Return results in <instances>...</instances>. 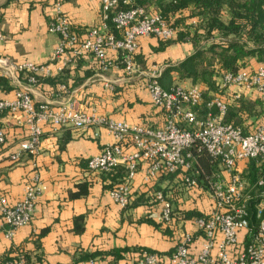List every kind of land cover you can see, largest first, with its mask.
Returning a JSON list of instances; mask_svg holds the SVG:
<instances>
[{
	"label": "crops",
	"instance_id": "0c3cea01",
	"mask_svg": "<svg viewBox=\"0 0 264 264\" xmlns=\"http://www.w3.org/2000/svg\"><path fill=\"white\" fill-rule=\"evenodd\" d=\"M55 2L0 0V36L3 38L0 58L7 59L12 65L31 63L46 67L48 74H41L39 78L60 77L62 71L66 93L59 92L62 85L39 83L29 86L22 81L23 76H17L18 81L15 78L8 80L10 91L0 89V100L13 101L15 94L24 90L36 104L55 106L74 98L80 109L87 112L94 111L99 116L129 125L162 128L165 114L152 105L144 76L163 72L168 64H178L192 54L191 45H170L157 52L153 51L159 45L157 40L141 38L136 57L140 74L131 77L125 75L116 60L117 54L111 51L107 52V57L112 66L101 74L91 56L74 58L69 50L52 62L59 37L48 33L47 29L54 16ZM60 6L70 29L81 39L88 30L101 25L100 0H64ZM191 85L189 81L179 83L182 88ZM0 131L4 133V144L0 145V194L13 206L22 199L26 185L33 178L36 177L41 185L29 225L18 228L7 238V226L0 218V262L82 264L91 256L103 254V258H96L98 264H136L139 248L161 253V264L166 262L169 257L166 254L176 246L178 233L172 228L169 229L172 234L164 236L159 229L141 221L151 219L159 223L160 206L152 201V194L160 187L170 188L171 182L167 178L160 176L156 182L145 184L146 165L140 164L130 185V205L122 210L109 195L121 181H108L106 177L110 174L101 175L87 169L90 158L114 143L104 129L91 127L78 131L66 127L51 131L44 127L38 154H22L16 163H11L9 157L19 152L20 144L26 140L22 120L0 113ZM85 182L90 184L87 195L72 198L71 193ZM135 202L139 204L133 206ZM76 218L80 220L77 223ZM175 226L181 233L192 235L191 252L196 254L202 238L192 221H180ZM75 229H82V232L77 234ZM124 249L130 251L123 252L121 258L114 261L111 252Z\"/></svg>",
	"mask_w": 264,
	"mask_h": 264
},
{
	"label": "built area",
	"instance_id": "2783aa9c",
	"mask_svg": "<svg viewBox=\"0 0 264 264\" xmlns=\"http://www.w3.org/2000/svg\"><path fill=\"white\" fill-rule=\"evenodd\" d=\"M61 2L56 0L54 16L47 29L48 33L59 37L52 62L69 50L74 58L91 56L101 74L112 66L107 57V52L111 51L117 54L116 60L125 75L131 77L140 74L135 56L141 38L166 42L175 36L174 30L157 13L149 15L138 7L115 12L117 0H100V27L88 30L79 40L70 29L61 10ZM130 3L131 0L123 1V4ZM108 20L113 24L115 33H109ZM2 39L0 36V41ZM0 69L5 79L15 78L18 81L17 76H23L29 86H36V78L48 74L44 66L31 63L12 65L5 58H0ZM161 73L151 72L144 76L145 89L152 105L165 114L164 125L159 129L129 125L99 116L94 111L87 112L80 109L74 98L55 106L50 103L36 104L24 90L18 91L13 101L0 100V113L21 119L26 131V140L20 144L19 152L10 155V162L16 163L22 154H38L44 127L51 131L66 127L78 131L102 128L112 136L114 143L106 145L98 156L90 158L87 169L101 175L111 174L118 168L125 171L126 178L111 189L109 195L119 208L126 210L130 205V185L140 164L146 165L145 184L154 183L163 175L179 174L186 190L201 192L196 177L203 175V171L197 167L194 153L203 152L218 164L222 173L215 176L214 182L207 178L204 182L211 205L205 219L192 220L193 227L202 238L196 254L191 252L194 243L192 235L181 233L180 228L175 227L172 204L164 192L159 190L152 194V201L160 206V222L178 233L176 246L164 264H264V121L254 133L243 135L239 128L223 123L226 107L217 99L209 103L207 113L199 116L196 107L202 101L200 89L193 86L164 91L157 81ZM221 88L254 92L264 102V67L259 66L253 74H226ZM59 92L66 93V88L60 86ZM239 96L240 93H237L235 98ZM3 144L4 133L0 131V145ZM250 162L263 167L256 184L259 191L255 197L259 205L255 208L258 222L254 229H250L248 221L247 202L250 197L246 191L249 186L241 177L244 167ZM40 186L37 178H33L26 185L22 199L13 206L0 194V218L7 226V238L12 237L18 228L30 224ZM137 255L139 261L136 264L162 262L153 253L141 252ZM0 264L28 263L11 260ZM82 264L98 263L87 260Z\"/></svg>",
	"mask_w": 264,
	"mask_h": 264
},
{
	"label": "trees",
	"instance_id": "16d2710c",
	"mask_svg": "<svg viewBox=\"0 0 264 264\" xmlns=\"http://www.w3.org/2000/svg\"><path fill=\"white\" fill-rule=\"evenodd\" d=\"M123 1L125 0H117L115 12L138 7L146 14H159L162 20L174 30L173 40L158 41L159 45L153 51L162 52L170 45L181 43H189L192 47L191 55L176 65L168 64L157 78L161 89L169 91L175 87L182 88L179 83L189 81L192 84L190 87L197 86L202 93V101L196 107L199 116L207 113L209 103L217 99L226 107L223 123L239 128L243 135L254 133L264 121V102L254 92L222 89L221 82L226 74H253L259 66L264 67V0H131L130 4H123ZM115 12L110 15V18ZM106 24L109 33H115L111 21L108 20ZM77 38L81 39L80 36ZM63 74L61 71L60 77L36 78L37 84L50 83L67 86L62 77ZM22 81L26 83L25 79ZM0 89L3 92L11 90L9 81L4 77H0ZM237 93H240V96L235 98ZM159 110L163 112L162 109ZM194 154L197 167L203 171V175L196 177L199 187L202 188L201 192L186 190L179 174L163 175L171 182V185L170 188H159L172 204L174 225L180 221L207 217L211 203L205 180L207 178L214 182L215 176L222 173L218 164L206 154L203 152ZM262 171V166L250 162L244 167L241 176L249 186L246 194L250 197L247 202L250 229H254L258 222L255 217V208L259 202L255 195L259 191L256 184ZM126 176L125 171L118 168L106 179L108 181L118 179L123 182ZM89 185L86 182L79 184L76 191L71 193V197L77 199L87 195ZM138 204L135 202L133 206ZM78 221L80 220L76 218L75 223ZM141 222L159 229L164 236L172 234L169 232V226L165 227L160 221L157 224L151 219ZM75 232L80 234L82 229H75ZM129 251V249L114 250L110 255L114 261H117L123 252ZM141 252L153 253L159 258L161 256V253L152 250L137 249V253ZM170 254L171 252L166 255L170 256ZM102 256L105 255L91 256L86 261L103 258Z\"/></svg>",
	"mask_w": 264,
	"mask_h": 264
},
{
	"label": "rangeland",
	"instance_id": "374dc122",
	"mask_svg": "<svg viewBox=\"0 0 264 264\" xmlns=\"http://www.w3.org/2000/svg\"><path fill=\"white\" fill-rule=\"evenodd\" d=\"M204 200V199H203ZM188 202V201H187ZM194 202V201H193ZM207 203V202H206ZM189 206H191V204L189 205ZM186 209L188 208V207H185Z\"/></svg>",
	"mask_w": 264,
	"mask_h": 264
}]
</instances>
